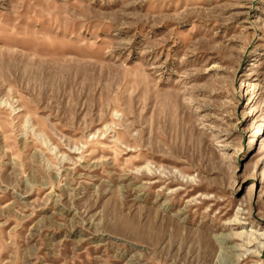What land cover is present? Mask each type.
<instances>
[{"label":"rangeland","instance_id":"rangeland-1","mask_svg":"<svg viewBox=\"0 0 264 264\" xmlns=\"http://www.w3.org/2000/svg\"><path fill=\"white\" fill-rule=\"evenodd\" d=\"M0 264H264V0H0Z\"/></svg>","mask_w":264,"mask_h":264},{"label":"bare ground","instance_id":"bare-ground-1","mask_svg":"<svg viewBox=\"0 0 264 264\" xmlns=\"http://www.w3.org/2000/svg\"><path fill=\"white\" fill-rule=\"evenodd\" d=\"M243 233H236L235 235H234V237H242L243 235H242ZM225 238V237H224ZM254 240L253 239H251L250 237L248 238V240L246 241V243L247 244H250L251 242H253ZM247 246V245H246Z\"/></svg>","mask_w":264,"mask_h":264}]
</instances>
